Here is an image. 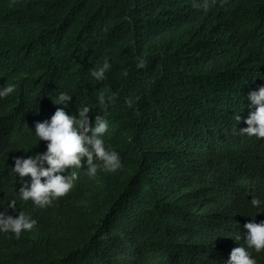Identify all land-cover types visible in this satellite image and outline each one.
<instances>
[{
    "label": "trees",
    "instance_id": "obj_1",
    "mask_svg": "<svg viewBox=\"0 0 264 264\" xmlns=\"http://www.w3.org/2000/svg\"><path fill=\"white\" fill-rule=\"evenodd\" d=\"M202 3L0 0V89L16 85L0 98V138L15 157L43 153L35 126L51 120L52 99L72 95L67 113L78 118L88 106L94 124L104 90L117 98L103 139L122 163L90 177L84 158L78 186L61 199V224L19 239L0 232V264H217L192 237L209 228L202 193L214 182L237 202L242 227L264 216V165L232 167L252 145L230 117L212 116L264 81V0H217L206 11ZM105 59L111 67L97 82L90 70ZM0 175L6 184L5 168Z\"/></svg>",
    "mask_w": 264,
    "mask_h": 264
},
{
    "label": "clouds",
    "instance_id": "obj_2",
    "mask_svg": "<svg viewBox=\"0 0 264 264\" xmlns=\"http://www.w3.org/2000/svg\"><path fill=\"white\" fill-rule=\"evenodd\" d=\"M226 2L220 0V5L224 6ZM216 4L217 0H203L197 7L206 11ZM110 67L105 59L101 67L90 70V76L97 82H103ZM145 67L146 61L138 59L137 68ZM15 88V84H7L0 89V98L8 97ZM116 98L115 95H106L104 90L100 91L98 103L104 115H96L93 124L89 117L92 109L88 106H79L78 118L70 116L66 109L72 95L61 92L52 99L57 108L51 120L37 122L35 126L39 140L48 142L43 153L27 158L15 157L10 139L0 138V172L5 168L10 176L3 184L0 175V232L15 234L19 239L55 222L61 224V199L78 186L84 158L90 177H95L101 168L108 172L122 168L119 154L106 150L103 139L109 129L107 109ZM126 103L131 108L134 101L129 99ZM219 115L234 120L231 125L234 135L241 143L252 145L249 158L234 160L235 164L231 166L239 169L237 166L243 164L264 165V81L245 91L241 101L214 107L212 116L216 118ZM209 176L212 173L204 174V178ZM213 184L215 188L202 193L210 196L207 213L202 217L209 228L196 231L192 237L213 248L219 257L217 264H264V216L249 219L242 227L237 202L220 195L218 184ZM258 195L264 199V188ZM260 203L255 197L251 199L253 207Z\"/></svg>",
    "mask_w": 264,
    "mask_h": 264
}]
</instances>
